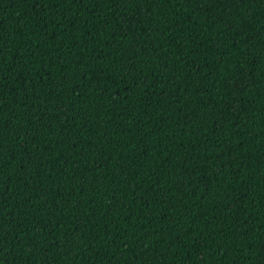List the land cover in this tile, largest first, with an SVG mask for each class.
Wrapping results in <instances>:
<instances>
[{
  "label": "trees",
  "instance_id": "trees-1",
  "mask_svg": "<svg viewBox=\"0 0 264 264\" xmlns=\"http://www.w3.org/2000/svg\"><path fill=\"white\" fill-rule=\"evenodd\" d=\"M2 264H264V0H0Z\"/></svg>",
  "mask_w": 264,
  "mask_h": 264
},
{
  "label": "snow or ice",
  "instance_id": "snow-or-ice-1",
  "mask_svg": "<svg viewBox=\"0 0 264 264\" xmlns=\"http://www.w3.org/2000/svg\"><path fill=\"white\" fill-rule=\"evenodd\" d=\"M0 264H2V262H0Z\"/></svg>",
  "mask_w": 264,
  "mask_h": 264
}]
</instances>
